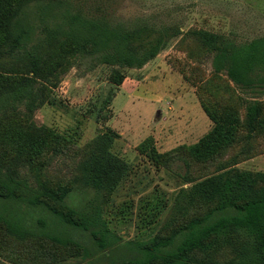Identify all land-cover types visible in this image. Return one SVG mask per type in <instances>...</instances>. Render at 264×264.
Returning <instances> with one entry per match:
<instances>
[{
  "label": "rangeland",
  "instance_id": "1",
  "mask_svg": "<svg viewBox=\"0 0 264 264\" xmlns=\"http://www.w3.org/2000/svg\"><path fill=\"white\" fill-rule=\"evenodd\" d=\"M60 1L59 11L106 17L111 25L139 29L143 44L161 37L164 44L144 64L126 66L104 62L103 53L81 54L66 43L34 74L0 33V89L34 80L32 109L24 101L0 118L2 171L33 188L69 187L88 172L95 141L111 135L109 151L126 168L103 189L101 209L123 249L169 235L213 207L215 202L193 199L196 180L234 170L264 174V83L235 84L225 68L217 70L215 50L197 35H224L238 43L263 37L264 0ZM29 11L32 43L68 28L61 12L54 16L34 5ZM200 96L215 114L226 110L240 122L234 144L205 163L195 162L187 150L214 126ZM253 106L260 117L254 131L248 126ZM11 132L23 134V140L11 138ZM255 188H264V177ZM254 244L248 232L231 229L192 253L188 264H229L244 256L254 264ZM105 252L44 238L19 240L0 225V264H121L114 257L119 252Z\"/></svg>",
  "mask_w": 264,
  "mask_h": 264
},
{
  "label": "trees",
  "instance_id": "2",
  "mask_svg": "<svg viewBox=\"0 0 264 264\" xmlns=\"http://www.w3.org/2000/svg\"><path fill=\"white\" fill-rule=\"evenodd\" d=\"M60 2L0 0V33L5 34L13 52L24 57L25 65L34 74L40 73L46 56L69 43L81 54L103 53L104 62L126 66L144 64L164 44V37L151 40L149 45L150 41L143 44L139 40V29L111 25L106 17L88 18L67 10L59 11ZM32 5L54 16L61 12L68 17V28L51 31L32 43L29 20ZM198 32L202 42L216 52L214 66L217 70L225 68L235 84L249 87L264 83V36L238 43L224 35ZM137 41H140L139 46ZM33 81V78L27 82L19 80L16 85L0 89V118L24 101L27 108L32 109ZM122 81L120 76L117 82ZM200 97L214 126L187 150L195 162L205 163L234 144L240 122L226 110L215 114ZM248 115V126L254 131L255 122L260 120L256 106L250 107ZM22 135L10 133L11 138L17 136L19 140H23ZM114 135L119 137L117 133ZM112 143L111 135L100 136L94 143L86 175L75 178L65 188H33L12 171L0 169V225L6 233L19 240L44 238L64 247L74 245L98 252H119L114 257H120L121 264H188L190 255L203 249L214 236L239 229L255 240L253 263L264 264V188H255L264 174L249 171L220 172L196 180L199 182L192 187L193 199L215 202L213 207L178 226L169 235L153 238L147 243L131 242L123 249L122 239L107 227L101 209L103 189L116 183L126 168V163L109 151ZM157 157L165 159L166 154H157ZM229 264H248V260L244 256Z\"/></svg>",
  "mask_w": 264,
  "mask_h": 264
}]
</instances>
